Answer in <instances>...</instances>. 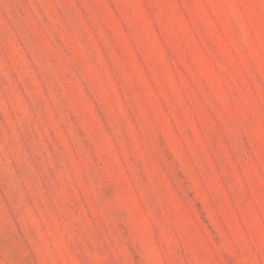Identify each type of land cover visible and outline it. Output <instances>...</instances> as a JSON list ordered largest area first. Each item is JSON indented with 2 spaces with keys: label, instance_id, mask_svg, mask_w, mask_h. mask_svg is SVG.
Here are the masks:
<instances>
[{
  "label": "rangeland",
  "instance_id": "rangeland-1",
  "mask_svg": "<svg viewBox=\"0 0 264 264\" xmlns=\"http://www.w3.org/2000/svg\"><path fill=\"white\" fill-rule=\"evenodd\" d=\"M0 264H264V0H0Z\"/></svg>",
  "mask_w": 264,
  "mask_h": 264
}]
</instances>
